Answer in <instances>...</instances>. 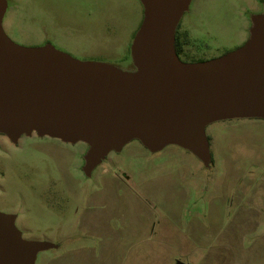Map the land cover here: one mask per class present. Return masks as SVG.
<instances>
[{
  "label": "rangeland",
  "instance_id": "374dc122",
  "mask_svg": "<svg viewBox=\"0 0 264 264\" xmlns=\"http://www.w3.org/2000/svg\"><path fill=\"white\" fill-rule=\"evenodd\" d=\"M0 10L18 46L114 76L142 68L144 0H0ZM263 19L264 0H190L177 59L235 51ZM259 78L243 82L257 89ZM204 134L205 156L168 134L130 139L90 167L91 143L0 130V212L24 240L48 244L35 264H264V113L212 118Z\"/></svg>",
  "mask_w": 264,
  "mask_h": 264
},
{
  "label": "water",
  "instance_id": "95a60500",
  "mask_svg": "<svg viewBox=\"0 0 264 264\" xmlns=\"http://www.w3.org/2000/svg\"><path fill=\"white\" fill-rule=\"evenodd\" d=\"M189 1L144 0L145 18L135 38L142 68L126 77L14 44L1 28L0 10V130L13 138L36 132L91 143L90 167L130 139L158 145L168 134L208 154L206 122L264 113V83L258 80L256 89L243 82L264 76V19L243 47L183 63L175 32ZM47 245L24 240L14 217L0 212V264H35Z\"/></svg>",
  "mask_w": 264,
  "mask_h": 264
},
{
  "label": "trees",
  "instance_id": "16d2710c",
  "mask_svg": "<svg viewBox=\"0 0 264 264\" xmlns=\"http://www.w3.org/2000/svg\"><path fill=\"white\" fill-rule=\"evenodd\" d=\"M175 51L177 53V55H181L183 52V41L181 40V36L179 34L178 31V27L176 28V32H175ZM213 159L212 157V153H211V160Z\"/></svg>",
  "mask_w": 264,
  "mask_h": 264
}]
</instances>
